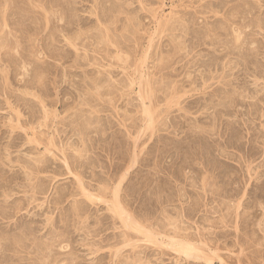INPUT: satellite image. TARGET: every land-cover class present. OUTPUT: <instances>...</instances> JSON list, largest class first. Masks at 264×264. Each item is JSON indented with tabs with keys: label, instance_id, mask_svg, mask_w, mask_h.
Returning <instances> with one entry per match:
<instances>
[{
	"label": "rangeland",
	"instance_id": "1",
	"mask_svg": "<svg viewBox=\"0 0 264 264\" xmlns=\"http://www.w3.org/2000/svg\"><path fill=\"white\" fill-rule=\"evenodd\" d=\"M222 260L264 264V0H0V264Z\"/></svg>",
	"mask_w": 264,
	"mask_h": 264
},
{
	"label": "bare ground",
	"instance_id": "2",
	"mask_svg": "<svg viewBox=\"0 0 264 264\" xmlns=\"http://www.w3.org/2000/svg\"><path fill=\"white\" fill-rule=\"evenodd\" d=\"M143 82L144 81H142V84H144ZM145 84H149V81L147 80L145 82ZM142 86H145V85H142ZM149 112H151V111H149ZM127 225L130 226L131 223H127ZM195 245H197V244L194 241H191L190 239H185V238H178V240H176V246H177L176 248H175V245L173 243L171 244V246L174 249H176L177 251H179L182 254L184 253L185 256L188 257V258H194V259H202V258H204V260H207L208 262L211 263L213 258H215V257L212 256L210 253H208V254L205 253L204 250H203V253L200 252L201 245H199L200 247H197ZM223 264H224V261H223Z\"/></svg>",
	"mask_w": 264,
	"mask_h": 264
}]
</instances>
